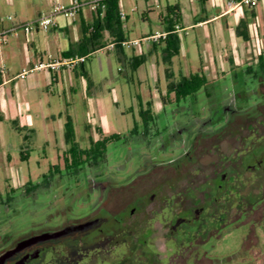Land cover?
Listing matches in <instances>:
<instances>
[{
  "label": "rangeland",
  "instance_id": "obj_1",
  "mask_svg": "<svg viewBox=\"0 0 264 264\" xmlns=\"http://www.w3.org/2000/svg\"><path fill=\"white\" fill-rule=\"evenodd\" d=\"M130 1L135 2V0ZM161 3L165 7L163 0ZM164 7L160 8L156 3L152 4L151 17L153 18L150 24H145L146 27L157 28L155 23L158 22V14L164 10ZM139 8L141 9V6ZM134 15L137 17V13ZM137 22H139L138 18ZM187 32V36L181 33L180 39L189 36L187 40L190 41V52L194 55L196 34L193 29ZM181 40L178 39V43ZM149 41L152 39L150 38ZM155 41L159 43L154 55L158 61L157 77H153L150 71L151 64L144 61L138 73L129 74L132 80L127 81L122 71H119L123 66L118 59L113 57L109 65L104 60L105 54H92L86 58L83 67L80 63L69 67L71 70L75 69V78L81 74L87 81L88 89L84 97L80 81L76 79L74 80L75 93L72 94L73 103L66 105L62 88H55V96L59 99V109L54 111L55 106H52L53 110L50 114H54V117L48 114L47 121L36 126L34 133L27 129L14 128L12 124L8 142L11 144L10 175L0 169V249L13 246L17 239L31 232L48 229L73 218L82 217L93 208L92 213L97 212L99 209V206H96L98 188L91 184L93 179L128 183L136 173L148 167L145 163L165 159L179 152L182 143L195 132L194 128L211 125L212 120L216 118L215 113L212 115L208 111L211 108L224 110L226 106H229L235 109H250L260 102L261 96H264L263 54L260 64L228 65L227 70H220L216 78L210 80V84L206 87L210 95L205 94L206 89H200L196 94L189 95L178 104L170 102L162 105L161 96L162 93L164 95L166 93L168 81L179 77L176 73L172 74V71L179 66L178 61L186 58L180 53L168 51L163 39ZM128 47L130 46L125 48ZM147 55L148 53L145 52L143 57L146 58ZM248 70L256 75L247 73ZM149 93L152 94L149 96ZM170 97L172 98V95ZM89 98L94 101V104H98L100 98L104 99L105 105L103 106L102 103L99 107L101 112L105 110L107 131H103L102 125L99 124L102 118H99L98 112L90 108ZM148 99L152 101L153 111L157 117L151 124L150 134L154 133L153 136L149 134L145 139L149 142L147 147L143 141L134 140L129 131L134 121H140L138 111L141 108V101L145 107ZM69 115L73 124L75 141L81 148L89 147L91 141L99 139L102 135L120 133L123 136L117 141L107 143L106 157L103 161L94 167L85 166L77 173L70 172L64 167L63 154L67 146L61 132L59 117H62L61 119L65 122V117ZM221 115L225 116V112L221 111ZM138 125L141 123L139 122ZM18 147L24 150L26 157H20L21 154L17 152ZM53 166H57L58 169L52 168ZM44 175L47 176V183L43 182ZM167 177L169 175L159 169L138 178L131 186L124 185L115 189L107 185L100 190L99 204L108 212H116L136 197L145 195L157 184L163 183ZM28 183H38V185L25 192ZM163 189H160L159 199L164 193ZM155 202L147 207L151 209L156 205ZM145 215L150 214L139 212L133 215V219L140 220L134 225V234L150 226V222L142 218ZM151 225L154 226L153 234L150 236L151 242L155 243V247L160 248L161 233L165 228L156 219L151 222ZM134 240L135 244L132 245L129 242L130 247L126 248L125 253L127 255L130 252L129 248L132 247L139 263L143 264L142 261L147 260L149 255L143 252ZM120 248L113 247L111 252L92 251L85 262L86 264H104V261L114 263V260L122 255ZM126 255H123L124 258L120 259V263L131 264L132 261H129Z\"/></svg>",
  "mask_w": 264,
  "mask_h": 264
},
{
  "label": "flooded vegetation",
  "instance_id": "obj_2",
  "mask_svg": "<svg viewBox=\"0 0 264 264\" xmlns=\"http://www.w3.org/2000/svg\"><path fill=\"white\" fill-rule=\"evenodd\" d=\"M208 111L216 114L212 124L194 128L179 152L145 163L148 167L125 184L93 179L97 212L92 213L93 208L82 217L24 235L13 246L0 249V264H86L92 251L111 252L113 247H121L122 255L104 264H123L120 259L134 239L149 255L143 264H264V96L250 109L226 106ZM153 123L147 130L139 125L131 137L148 147L145 139ZM159 169L169 177L145 195L113 213L100 206V190L107 185L131 186ZM139 212L150 214L142 216L150 226L134 234L140 220L132 217ZM155 219L165 228L160 248L150 238ZM22 241H26L22 247L7 253ZM129 249L126 258L140 264Z\"/></svg>",
  "mask_w": 264,
  "mask_h": 264
},
{
  "label": "crops",
  "instance_id": "obj_3",
  "mask_svg": "<svg viewBox=\"0 0 264 264\" xmlns=\"http://www.w3.org/2000/svg\"><path fill=\"white\" fill-rule=\"evenodd\" d=\"M79 1L82 4L74 17L56 14L54 25L46 30L36 27L26 34L19 25L35 21L41 13L52 10L56 4L70 7L73 0H0V16L14 17L12 21L0 24V29L18 25V29L7 34L0 46V169L9 175L11 144L8 142L12 124L14 128H23L34 133L36 126L47 121L48 114L54 117V114H50L52 106H55L54 111L59 109L55 88H62L66 105L73 103L74 80L79 79L83 97L88 89L87 81L81 74L75 78V69L71 70L61 64L59 69L55 70L49 64L83 56L84 61L76 62L83 67L89 55L100 53L105 54L104 60L109 65L113 57L118 59L123 66L119 71H122L127 81L132 80L129 74L138 73L144 61L151 64L150 71L153 77H157L158 61L154 55L159 43L155 40L149 41V36L168 32L163 28L161 19L165 17L169 6L175 5L179 9L180 23L175 24L172 31L177 39L181 40V33L187 36L189 29H193L196 34L194 55L190 52V41L187 40L189 36L177 42L176 51L173 53H180L187 60L182 58L183 61H178L179 66L172 74L187 76L192 72L202 71L212 80L220 70H227L228 65L260 62V57L264 54V0L253 7L241 9H230L226 0H163L165 7L161 0H144V4L142 0H135L134 3L130 0H118L122 25L118 27L111 16L109 22L101 23L98 34L92 36L89 30L97 18L96 12L90 8L88 0ZM155 3L160 8L164 7V10L159 12L158 22L155 23L157 28L154 29L152 26L146 27L145 24L151 23L152 4ZM240 20L246 24L245 27H239L240 32L246 35L245 38L236 34ZM117 36L124 39L121 46L115 42ZM161 39L165 37L158 40ZM126 46L130 47L125 48ZM67 51L72 53L66 56ZM80 51L86 54H81ZM145 52L148 55L143 57L140 64L138 59L132 60ZM134 63L135 66H132ZM151 94L149 93V96ZM99 100L98 104H94L89 98L90 108L98 112L99 118H102L99 124L102 125L103 131H107L105 110L101 112L99 107L102 103L104 106L105 101L102 98ZM141 103L144 105L142 101ZM61 118L59 117L63 134L64 121ZM22 151L24 150L21 147L17 148L19 154ZM20 181L22 184V179Z\"/></svg>",
  "mask_w": 264,
  "mask_h": 264
},
{
  "label": "trees",
  "instance_id": "obj_4",
  "mask_svg": "<svg viewBox=\"0 0 264 264\" xmlns=\"http://www.w3.org/2000/svg\"><path fill=\"white\" fill-rule=\"evenodd\" d=\"M232 1H238V0H232ZM167 12L165 14V17L161 19L163 28L166 29L169 33L166 35L164 42L166 43V48L170 52L176 51L177 46V36L173 34V26L175 24L180 23V15H179V9L177 6L172 5L167 7ZM102 14V15H101ZM97 18L93 21V25L90 27V34L96 35L99 31V26L103 22H109L111 20V16H113L115 20V24L119 27L122 25V22L120 21V16L118 12V0H102L100 2V5H98L96 10ZM245 22L243 20H240L238 23V26L236 27V34L238 36L246 37L245 34H242L239 30L240 26L245 27ZM124 39L117 36L115 42L118 46H121V42ZM120 42V43H118ZM94 50V49H92ZM81 54H86L83 53ZM72 52L67 51L65 53L66 56L70 55ZM262 60V57H260ZM85 59V57H84ZM138 59V63L140 64L143 60V55H140L139 57L135 58L133 57L132 60L135 61ZM84 61V60H83ZM262 65V64H261ZM132 66H135V63L132 64ZM249 69V67H247ZM251 71V70H248ZM212 81V80H211ZM210 84V80L207 78V76L202 71H196L192 72L189 75H181L176 80L170 79L167 83L166 93L165 95L162 93L161 96V102L162 105H165L166 103L175 102L180 103L182 100H185L189 95L196 94V92L200 89H207L206 87ZM206 94H209L207 92ZM172 95V98L170 97ZM141 108L138 111L139 114V120L140 121H134L133 127L129 131L130 135H133L137 132L139 125L138 123L141 122L143 128L142 130H147L149 128V122L155 121L156 114L153 111L152 107V101L148 100L146 102V106L143 107L142 103H140ZM145 133V131H144ZM63 135L64 140L66 143V149L63 154L64 159V167L66 170L70 172L77 173L79 170H81L83 167H94L99 162L103 161L106 157V146L107 143L110 141H117L121 139L123 136L120 133H110L107 135H102L99 139L95 141H91L89 147L87 148H81L78 143L75 141V135H74V129L73 124L70 116L65 117V122L63 125ZM26 157L24 151L21 152V158ZM52 168L58 169L57 166H53ZM49 177V176H48ZM47 176H43V182L47 183ZM28 187H26L25 192H28L32 189H34L38 183H28ZM20 239V238H19ZM19 239L15 241L18 242Z\"/></svg>",
  "mask_w": 264,
  "mask_h": 264
},
{
  "label": "built area",
  "instance_id": "obj_5",
  "mask_svg": "<svg viewBox=\"0 0 264 264\" xmlns=\"http://www.w3.org/2000/svg\"><path fill=\"white\" fill-rule=\"evenodd\" d=\"M102 0H88V4L92 10L96 12L98 5H100V2ZM259 1L261 0H238V1H232V0H226L227 5L230 7V9H241L242 7H253L255 6ZM81 2L79 0H73V3L70 7H63L59 4H56L53 6L52 10L48 12L41 13V15L32 22H25L19 26L23 28L26 34H29L32 29L39 27L42 30H46L49 28V26L54 25V17L56 14H64L68 17H74L76 13L78 12ZM123 15V13H121ZM14 17L12 15H6V16H0V24H2L5 21H12ZM18 25H13L7 28L0 29V46L5 41V38L7 34L15 32L18 27ZM178 29V26L175 27ZM169 32H163V33H155L153 35H150L149 38L152 40H158L159 38H164ZM125 44V43H123ZM84 57H76V58H69V59H63V62H55L49 64L51 68L56 69L61 66V64L66 65L67 67L73 66L76 62L83 61ZM41 66V65H40Z\"/></svg>",
  "mask_w": 264,
  "mask_h": 264
},
{
  "label": "water",
  "instance_id": "obj_6",
  "mask_svg": "<svg viewBox=\"0 0 264 264\" xmlns=\"http://www.w3.org/2000/svg\"><path fill=\"white\" fill-rule=\"evenodd\" d=\"M36 237H37V236H34V237H32V238H29L27 241H33ZM24 242H26V241H22V242H19V243L15 244V246H14L13 248L9 249V250L7 251V253H9V252H10V253H13L14 251L18 250L20 247L23 246V243H24ZM0 263H1V260H0Z\"/></svg>",
  "mask_w": 264,
  "mask_h": 264
}]
</instances>
